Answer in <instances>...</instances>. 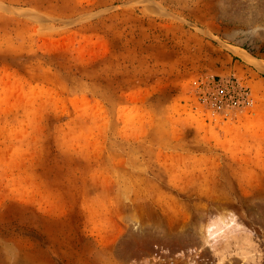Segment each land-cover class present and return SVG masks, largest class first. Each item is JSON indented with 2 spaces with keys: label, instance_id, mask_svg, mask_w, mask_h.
Segmentation results:
<instances>
[{
  "label": "rangeland",
  "instance_id": "374dc122",
  "mask_svg": "<svg viewBox=\"0 0 264 264\" xmlns=\"http://www.w3.org/2000/svg\"><path fill=\"white\" fill-rule=\"evenodd\" d=\"M0 264H264V0H0Z\"/></svg>",
  "mask_w": 264,
  "mask_h": 264
},
{
  "label": "built area",
  "instance_id": "2783aa9c",
  "mask_svg": "<svg viewBox=\"0 0 264 264\" xmlns=\"http://www.w3.org/2000/svg\"><path fill=\"white\" fill-rule=\"evenodd\" d=\"M224 87H225V85H224ZM221 92H224V90L221 88ZM234 93H231V95H233Z\"/></svg>",
  "mask_w": 264,
  "mask_h": 264
},
{
  "label": "bare ground",
  "instance_id": "6f19581e",
  "mask_svg": "<svg viewBox=\"0 0 264 264\" xmlns=\"http://www.w3.org/2000/svg\"><path fill=\"white\" fill-rule=\"evenodd\" d=\"M262 66V65H261ZM261 66L258 65V67L260 68Z\"/></svg>",
  "mask_w": 264,
  "mask_h": 264
}]
</instances>
